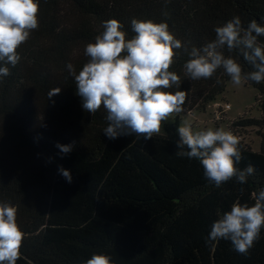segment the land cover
Here are the masks:
<instances>
[{
  "label": "trees",
  "instance_id": "obj_1",
  "mask_svg": "<svg viewBox=\"0 0 264 264\" xmlns=\"http://www.w3.org/2000/svg\"><path fill=\"white\" fill-rule=\"evenodd\" d=\"M37 15L38 28L17 48L20 61L0 80V201L15 205L24 233L16 264H82L93 252L108 254L112 264H264V229L247 255L228 240L206 239L233 203L253 204L252 194L264 187V82L245 81L259 91L261 115L245 112L229 123L233 133L257 128L260 150L239 142L242 158L235 165L250 164L254 173L243 184L233 177L215 187L198 161L175 155L179 121L147 141L108 139L105 109H82L66 67H82L83 46L108 18L118 19L128 36L133 17L166 21L182 44L199 47L233 16L244 27L264 22V0H39ZM258 40L264 44V37ZM174 51L180 54L169 70L182 77V109L206 108L230 78L217 70L190 80L182 71L187 52ZM231 55L243 71L252 70ZM55 87L60 92L49 98ZM57 142L73 148L61 154ZM61 166L70 170L71 183ZM241 186L250 193L241 196Z\"/></svg>",
  "mask_w": 264,
  "mask_h": 264
},
{
  "label": "clouds",
  "instance_id": "obj_2",
  "mask_svg": "<svg viewBox=\"0 0 264 264\" xmlns=\"http://www.w3.org/2000/svg\"><path fill=\"white\" fill-rule=\"evenodd\" d=\"M169 2L164 0L165 4ZM38 7L39 0H0V80L9 75V65L20 61L18 46L38 28ZM130 24L134 35L128 36L118 19L103 20L102 31L83 46L87 60L82 67L77 71L72 63L66 64L82 109L91 114L101 106L105 109L108 123L103 133L110 140L135 135L147 141L160 132L162 122L182 111L186 96L181 88L182 77L169 70L174 57L180 54L174 50L183 47L187 52L182 71L190 80L207 79L221 70L233 85L264 82V44L258 40L264 37V22L253 19L244 27L239 16H233L215 25L214 38L199 47H189V42L182 44L166 21L133 17ZM233 52L252 70L243 71L239 59L231 55ZM60 90L51 89L48 97ZM176 132L175 155L198 161L203 176L215 187L233 177L243 184L253 175L252 165L244 169L235 166L242 157L239 138L230 130H194L184 123L176 127ZM56 147L61 154H67L73 144L57 142ZM58 172L66 182H72L69 169L61 166ZM252 198L251 205L233 203L230 210L213 221L206 239L228 240L234 251L247 255L264 229V187ZM16 215L15 205L0 201V264H16L20 257L24 233ZM82 264H112V260L104 252H93Z\"/></svg>",
  "mask_w": 264,
  "mask_h": 264
},
{
  "label": "rangeland",
  "instance_id": "obj_3",
  "mask_svg": "<svg viewBox=\"0 0 264 264\" xmlns=\"http://www.w3.org/2000/svg\"><path fill=\"white\" fill-rule=\"evenodd\" d=\"M259 91L257 88L242 81L240 85H233L229 80L224 93L217 96L216 100L224 103H230L227 117L238 116L247 112L248 116L259 117L261 109L257 103V96ZM214 101L210 102L206 108L194 109L192 111L183 110L180 113H173L167 121L162 122L159 133H167V129L171 127L176 121L179 125L188 123L194 130H201L206 128H222L228 130L227 120L216 121ZM178 125V126H179ZM244 136V143L248 144L253 150H260V136L257 134L256 127H246L242 130ZM250 192L244 187L240 188V195L249 194Z\"/></svg>",
  "mask_w": 264,
  "mask_h": 264
},
{
  "label": "built area",
  "instance_id": "obj_4",
  "mask_svg": "<svg viewBox=\"0 0 264 264\" xmlns=\"http://www.w3.org/2000/svg\"><path fill=\"white\" fill-rule=\"evenodd\" d=\"M215 105L217 108V111H216L217 118L219 119L223 118L224 113L231 107L229 102L216 103ZM234 134L239 138V142H244V136L241 133H234Z\"/></svg>",
  "mask_w": 264,
  "mask_h": 264
},
{
  "label": "crops",
  "instance_id": "obj_5",
  "mask_svg": "<svg viewBox=\"0 0 264 264\" xmlns=\"http://www.w3.org/2000/svg\"><path fill=\"white\" fill-rule=\"evenodd\" d=\"M216 103H221V102H219V101H217V100H215L214 101V106H215V108H216ZM216 111H217V108L215 109V114H216V118H215V120L218 122V121H222V120H227L228 122H227V127H228V130H229V123H230V121L231 120H233V119H235L236 117H238V116H240V115H242V114H240V115H238V116H230V117H227V112H228V110L224 113V116H223V118H221V119H219V118H217V113H216ZM218 128H219V125H218Z\"/></svg>",
  "mask_w": 264,
  "mask_h": 264
}]
</instances>
